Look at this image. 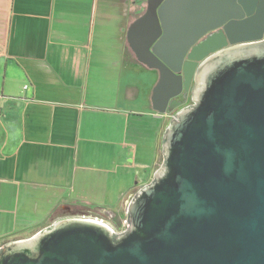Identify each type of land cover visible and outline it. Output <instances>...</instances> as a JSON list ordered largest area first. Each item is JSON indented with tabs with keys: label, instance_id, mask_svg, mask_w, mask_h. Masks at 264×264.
I'll list each match as a JSON object with an SVG mask.
<instances>
[{
	"label": "water",
	"instance_id": "1",
	"mask_svg": "<svg viewBox=\"0 0 264 264\" xmlns=\"http://www.w3.org/2000/svg\"><path fill=\"white\" fill-rule=\"evenodd\" d=\"M146 1L128 38L160 73L154 108L176 113L127 229L63 216L1 245L0 264H264V0ZM218 28L230 46L223 35L200 40ZM215 43L194 66L193 103L177 110L191 83L186 58Z\"/></svg>",
	"mask_w": 264,
	"mask_h": 264
},
{
	"label": "crops",
	"instance_id": "2",
	"mask_svg": "<svg viewBox=\"0 0 264 264\" xmlns=\"http://www.w3.org/2000/svg\"><path fill=\"white\" fill-rule=\"evenodd\" d=\"M138 0H0V245L67 215L121 220L176 111L129 38Z\"/></svg>",
	"mask_w": 264,
	"mask_h": 264
},
{
	"label": "flooded vegetation",
	"instance_id": "3",
	"mask_svg": "<svg viewBox=\"0 0 264 264\" xmlns=\"http://www.w3.org/2000/svg\"><path fill=\"white\" fill-rule=\"evenodd\" d=\"M138 1V0H137ZM143 1H146V0H143ZM249 1L248 0V4H249ZM146 9H147V1H146ZM146 9H145V12H146ZM144 12V13H145ZM210 34H214V35H223L224 38H225V42L222 43L221 47H227V46H230L231 43L229 41V37L226 36L223 28H218L216 30H213V31H210L208 34L204 35V37H202L200 40H204L206 38H208V36ZM217 43L215 44H211V45H208L207 47H205L203 53L200 54V56H204L202 57L201 59H189V58H186V61L189 62V66L191 67V70H190V76H191V83H190V88L188 91H186L185 89L183 90V92L176 98L178 101H184L183 105H181L180 107L177 108V110H179L180 108L184 107V106H187V105H190L193 103V100H192V88L195 84V76H194V66L196 65V63H198V65H200L202 63V61L209 55L213 54L214 53V49L217 48ZM211 51V52H210ZM210 52V53H208ZM208 53V54H207ZM193 68V69H192ZM185 95H187L185 97ZM4 244V243H3ZM1 244V245H3ZM0 245V246H1Z\"/></svg>",
	"mask_w": 264,
	"mask_h": 264
},
{
	"label": "rangeland",
	"instance_id": "4",
	"mask_svg": "<svg viewBox=\"0 0 264 264\" xmlns=\"http://www.w3.org/2000/svg\"><path fill=\"white\" fill-rule=\"evenodd\" d=\"M104 217H107L110 221V223H112L113 228L115 229V231L117 232H123L125 229H127V225L124 226V222L123 220L119 219L117 216L111 217L110 213H105Z\"/></svg>",
	"mask_w": 264,
	"mask_h": 264
},
{
	"label": "built area",
	"instance_id": "5",
	"mask_svg": "<svg viewBox=\"0 0 264 264\" xmlns=\"http://www.w3.org/2000/svg\"><path fill=\"white\" fill-rule=\"evenodd\" d=\"M87 216H91V215H87ZM92 217V216H91ZM111 217H113V215L111 214ZM94 218H97V219H100V220H103V221H106L104 218H99V217H94ZM107 223H109L108 221H106ZM124 222V226L127 225V222H126V219L123 220ZM111 226H112V223H109ZM113 227V226H112Z\"/></svg>",
	"mask_w": 264,
	"mask_h": 264
}]
</instances>
